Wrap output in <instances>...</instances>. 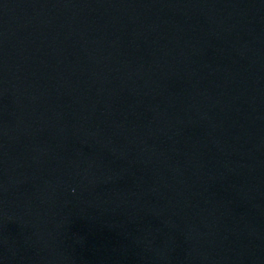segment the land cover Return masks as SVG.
Returning a JSON list of instances; mask_svg holds the SVG:
<instances>
[{
    "label": "water",
    "instance_id": "95a60500",
    "mask_svg": "<svg viewBox=\"0 0 264 264\" xmlns=\"http://www.w3.org/2000/svg\"><path fill=\"white\" fill-rule=\"evenodd\" d=\"M0 264H264V0H0Z\"/></svg>",
    "mask_w": 264,
    "mask_h": 264
}]
</instances>
